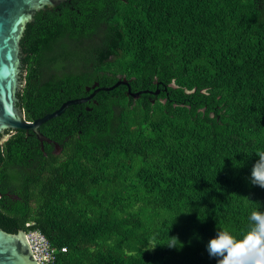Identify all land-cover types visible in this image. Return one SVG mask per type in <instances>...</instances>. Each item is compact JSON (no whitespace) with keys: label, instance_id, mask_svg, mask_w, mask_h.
<instances>
[{"label":"trees","instance_id":"1","mask_svg":"<svg viewBox=\"0 0 264 264\" xmlns=\"http://www.w3.org/2000/svg\"><path fill=\"white\" fill-rule=\"evenodd\" d=\"M20 48L27 121L127 82L0 142V228L52 264H218L264 211V0H66Z\"/></svg>","mask_w":264,"mask_h":264},{"label":"water","instance_id":"2","mask_svg":"<svg viewBox=\"0 0 264 264\" xmlns=\"http://www.w3.org/2000/svg\"><path fill=\"white\" fill-rule=\"evenodd\" d=\"M66 0H0V142L19 129H30L42 139L38 128L46 121L60 115L69 105L87 101L99 90H110L114 86L97 88L87 97L65 101L58 109L33 121L25 120L20 103L21 83V48L20 40L25 26L33 21L36 12L51 9ZM138 96V93L131 94ZM0 264H37L33 259L25 238L20 229L9 233L0 228Z\"/></svg>","mask_w":264,"mask_h":264},{"label":"clouds","instance_id":"3","mask_svg":"<svg viewBox=\"0 0 264 264\" xmlns=\"http://www.w3.org/2000/svg\"><path fill=\"white\" fill-rule=\"evenodd\" d=\"M259 159L252 167L251 183L264 188V151L257 152ZM250 229L242 239L230 232L220 230L212 238L207 251L211 257L218 258V264H264V211H253L249 217ZM173 241L181 243L177 237ZM169 247H177L170 243Z\"/></svg>","mask_w":264,"mask_h":264},{"label":"built area","instance_id":"4","mask_svg":"<svg viewBox=\"0 0 264 264\" xmlns=\"http://www.w3.org/2000/svg\"><path fill=\"white\" fill-rule=\"evenodd\" d=\"M24 233L28 248L37 264H52L57 252L66 251L65 247L58 249L52 246L46 237L38 230H29Z\"/></svg>","mask_w":264,"mask_h":264},{"label":"rangeland","instance_id":"5","mask_svg":"<svg viewBox=\"0 0 264 264\" xmlns=\"http://www.w3.org/2000/svg\"><path fill=\"white\" fill-rule=\"evenodd\" d=\"M22 68V67H21ZM21 75L23 76V73H22V70H21ZM22 81H23V78H22ZM173 85V84H172ZM23 86V84L21 83V87Z\"/></svg>","mask_w":264,"mask_h":264},{"label":"flooded vegetation","instance_id":"6","mask_svg":"<svg viewBox=\"0 0 264 264\" xmlns=\"http://www.w3.org/2000/svg\"><path fill=\"white\" fill-rule=\"evenodd\" d=\"M21 70H23L24 72H25V70L22 68ZM22 71V73H23V76H22V78H24V72Z\"/></svg>","mask_w":264,"mask_h":264}]
</instances>
